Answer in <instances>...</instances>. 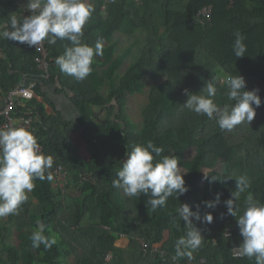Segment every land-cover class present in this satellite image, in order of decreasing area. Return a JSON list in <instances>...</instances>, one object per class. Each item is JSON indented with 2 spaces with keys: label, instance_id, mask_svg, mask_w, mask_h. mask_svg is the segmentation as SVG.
I'll return each mask as SVG.
<instances>
[{
  "label": "trees",
  "instance_id": "1",
  "mask_svg": "<svg viewBox=\"0 0 264 264\" xmlns=\"http://www.w3.org/2000/svg\"><path fill=\"white\" fill-rule=\"evenodd\" d=\"M91 2L95 11L83 29L82 40L94 46L97 38L103 37V55L94 57L90 75L76 81L60 72L54 58L62 55L70 42L57 39L50 45L45 41L50 77L37 78L34 100L23 102L30 111L18 104L12 112L15 119H30L29 130L43 153L69 170L67 189H60L52 169L51 180L34 182L36 186L19 214L2 222L0 264H70L71 258H75L72 264H108L109 255L117 264H124L127 257L132 264H187V257L174 259L175 242L187 230L183 220L178 223L180 203L193 211L194 205H200L201 217L206 213L213 216L211 223L192 221L204 240L190 264H255L254 258L232 255L242 237L224 201L235 191V177L247 175L251 180L248 191L264 202V0ZM26 4L27 0H0V31L8 26L10 16L29 15ZM206 8L210 14L199 15ZM235 30L245 36L247 51L241 58L233 52ZM119 34L132 41L117 55ZM37 55L34 46L0 39V97L4 101L0 111L11 91L37 76ZM131 56V65L121 74ZM227 74L243 76L245 90L258 89L261 99L250 125L243 123L230 131L221 130L215 118L183 107L187 98L183 89L199 92L204 82L212 79L217 87L214 101L218 106L231 103L223 84ZM144 79H161V83L149 90L142 125L138 126L128 120L126 110L128 99L142 94ZM53 86L57 96L66 95L75 105L77 121H65L55 112L43 92L44 87ZM46 106L52 109L51 114L46 113ZM101 117L106 118L105 123L98 122ZM80 131L101 161L95 168L72 140V134ZM149 140L163 147L162 155L179 157L178 166L186 170L183 178L188 187L178 200L169 197L166 206L155 212L146 205L147 196L129 198L112 186L130 147ZM88 159L92 165L98 162L91 153ZM217 193L220 202L216 207L201 203L214 200ZM245 195L237 200L238 215L243 213ZM163 226L169 230V238L160 247L163 255L159 256L153 246ZM226 228L234 230L229 238L224 237ZM34 229L56 236V244L49 250L43 245L33 248L29 237ZM12 230L19 241L16 246L10 243ZM121 236L130 240L127 251L115 246Z\"/></svg>",
  "mask_w": 264,
  "mask_h": 264
},
{
  "label": "clouds",
  "instance_id": "2",
  "mask_svg": "<svg viewBox=\"0 0 264 264\" xmlns=\"http://www.w3.org/2000/svg\"><path fill=\"white\" fill-rule=\"evenodd\" d=\"M26 8L29 15L9 17L8 26L0 31V39L34 46L37 50L45 41L54 45L57 39L67 40L71 46H66L64 53L54 58L55 65L60 72L76 81H82L90 75L94 57L103 55V37H98L94 46L82 40L83 29L95 11L91 0H27ZM244 40L245 36L235 30L233 52L236 58L245 56L247 46ZM223 84L231 103L218 106L214 101L217 87L215 79H212L205 81L201 89L206 95L199 94L201 90L191 92L187 88L183 89L187 97L183 107L209 119L215 118L221 130L230 131L243 123L250 125L256 116V108L261 106L259 90H245L246 81L240 75L227 74ZM163 152V147L151 140L146 144L132 145L126 153V159L121 162L116 178L112 180V186L122 189L129 198L147 196L146 205L150 206L152 212L158 207H165L169 197L174 196L178 200L188 191L183 174L179 171V157L173 153L162 155ZM95 157L98 166L100 159L97 154ZM53 162L51 155L42 152L37 138L29 129L24 126L0 127V218L19 214L21 206L29 199L28 194L36 186L34 182L52 179L49 170ZM211 180L216 178L211 176ZM234 180L235 191L231 192V197L224 204L227 213L235 217L242 237L236 247V254L239 258H254L255 264H264V202L248 191L251 180L247 175L237 176ZM68 182L69 177L64 183L65 189ZM56 183L59 185L60 180L57 179ZM245 193L244 210L238 215L240 208L237 200ZM219 202L220 194L217 193L214 200L201 203L214 208ZM193 207L195 211L188 204L180 203L176 210L178 223L183 220L187 230L175 242L174 259L187 257L188 261L192 260L193 253L202 246L204 237L193 224V219L202 223H211L213 220L211 213L203 217L199 215L200 205ZM29 239L33 248L43 245L44 250L51 249L57 242L56 236H46L39 229H34ZM158 249L160 251V247Z\"/></svg>",
  "mask_w": 264,
  "mask_h": 264
},
{
  "label": "built area",
  "instance_id": "3",
  "mask_svg": "<svg viewBox=\"0 0 264 264\" xmlns=\"http://www.w3.org/2000/svg\"><path fill=\"white\" fill-rule=\"evenodd\" d=\"M210 9L206 8L201 12V15H209ZM35 48V47H34ZM37 57L35 59L36 65H37V71L38 74L33 80H29L28 84H20L17 88H15L13 91L10 92L8 97L5 99L6 107L4 110L0 111V120L3 119L4 123H0V127L3 126H24L27 129H30L31 122L30 119H15L12 117V112L16 108L19 102H31L34 100V89L37 86V78L41 79H49L50 77V54L47 52L44 43L43 45L37 50ZM42 150V147H41ZM43 152V150H42ZM54 173L57 175L58 179L60 180V183H65L68 180L69 177V171L63 164L55 165L53 163V166L51 168ZM234 230L232 228H226L224 232V237L229 238L232 235V232ZM143 248L145 249V245L142 243ZM154 252L159 253V256H162L163 254L159 251L158 248L153 249ZM237 248L233 249V257L239 258L236 254ZM190 260L187 262V264H190ZM205 260H202V263H204Z\"/></svg>",
  "mask_w": 264,
  "mask_h": 264
},
{
  "label": "crops",
  "instance_id": "4",
  "mask_svg": "<svg viewBox=\"0 0 264 264\" xmlns=\"http://www.w3.org/2000/svg\"><path fill=\"white\" fill-rule=\"evenodd\" d=\"M56 91H57L56 86L43 88L44 94L48 95L49 100L51 101L52 106H53V108L57 114H60L64 118L65 121H70V122L77 121V119L79 117H78L77 108L75 107V105L72 104L71 102H69L66 95L57 96ZM3 102H4L3 98L0 97V108L2 107V105H4ZM37 102H41V99L37 98ZM18 104L21 105L23 108H26L28 111H30V107L28 106V104L23 103V102L22 103L19 102ZM45 109H46V113H48V114L52 113V109L49 106H46ZM101 118H104V117H101ZM72 140H74L77 143V146L80 148V153H81L82 157L87 162H89V164H91L90 160L88 159V156L85 155V152L88 151L89 152L88 154L91 153L94 155H95V152L89 148V146L85 140V136H84L83 132L80 131V132L72 134ZM1 226H3V224L0 221V230L2 228ZM10 243L15 245V246L18 245V243H19L18 239L16 238V231L15 230H12V233L10 235ZM130 244H131L130 240L126 236H121L115 242V246L117 248L125 250V251H127ZM127 256H129V254ZM130 259L131 258L128 259V257H127V261H125L124 264H132L130 262ZM74 262H75V258L69 259L70 264H72ZM107 262H108V264H117V259L115 257H112V255H109L107 258Z\"/></svg>",
  "mask_w": 264,
  "mask_h": 264
},
{
  "label": "rangeland",
  "instance_id": "5",
  "mask_svg": "<svg viewBox=\"0 0 264 264\" xmlns=\"http://www.w3.org/2000/svg\"><path fill=\"white\" fill-rule=\"evenodd\" d=\"M24 1L25 0H23V2ZM117 38L120 41L119 46H118V54L117 55H120L122 53V51L131 44L132 38L128 39V38H126L120 34L117 36ZM132 61H133L132 56L125 60L124 65L121 69V74L128 70ZM143 82L145 84V87L142 91V94H138L136 96L130 97L128 99L127 110H126V115H127L128 120H130L134 124H137L138 126L142 125V113L148 105V92L153 86L159 85L161 83V79H157L154 81L149 80V79H144ZM98 122L105 123L106 118L105 117L101 118V119H99ZM88 153H89L88 151L85 152V155L88 156ZM97 164H98V162H96V164L93 165V167H96ZM178 167H180L179 171L181 174L186 173V170L183 167H181V166H178ZM58 186H61L62 189H65V185L63 183H59ZM5 219H6V217L0 218L1 223ZM167 238H169V230H167V228L165 226H163L160 229L159 240L155 244V247L156 248L161 247L162 244L167 240Z\"/></svg>",
  "mask_w": 264,
  "mask_h": 264
},
{
  "label": "water",
  "instance_id": "6",
  "mask_svg": "<svg viewBox=\"0 0 264 264\" xmlns=\"http://www.w3.org/2000/svg\"><path fill=\"white\" fill-rule=\"evenodd\" d=\"M96 154V153H95ZM101 162V161H100Z\"/></svg>",
  "mask_w": 264,
  "mask_h": 264
}]
</instances>
